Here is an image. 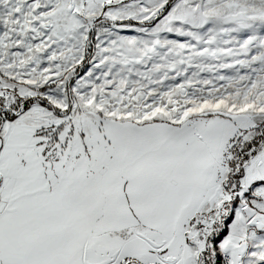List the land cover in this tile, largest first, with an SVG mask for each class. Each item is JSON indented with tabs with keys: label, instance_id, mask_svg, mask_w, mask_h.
<instances>
[{
	"label": "snow or ice",
	"instance_id": "snow-or-ice-1",
	"mask_svg": "<svg viewBox=\"0 0 264 264\" xmlns=\"http://www.w3.org/2000/svg\"><path fill=\"white\" fill-rule=\"evenodd\" d=\"M0 264H264V0H0Z\"/></svg>",
	"mask_w": 264,
	"mask_h": 264
}]
</instances>
